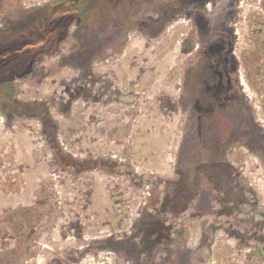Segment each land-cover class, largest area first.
<instances>
[{
    "label": "rangeland",
    "instance_id": "374dc122",
    "mask_svg": "<svg viewBox=\"0 0 264 264\" xmlns=\"http://www.w3.org/2000/svg\"><path fill=\"white\" fill-rule=\"evenodd\" d=\"M62 1L0 0V264H264V0Z\"/></svg>",
    "mask_w": 264,
    "mask_h": 264
},
{
    "label": "trees",
    "instance_id": "16d2710c",
    "mask_svg": "<svg viewBox=\"0 0 264 264\" xmlns=\"http://www.w3.org/2000/svg\"><path fill=\"white\" fill-rule=\"evenodd\" d=\"M106 3H107V1H106ZM102 4H104V2ZM102 4H100V6H102ZM58 5H60V7L62 6L61 7L62 11H70L71 12V10H73L74 7H79L80 8L81 3L79 2V4L76 5L74 0H65V1H62L61 3L59 2ZM83 11H85V8H84ZM45 25H48V24L46 23ZM56 29H59V28H56ZM48 31H50V30H48ZM51 31H53V30H51ZM48 34H50V33H48ZM48 34L46 33V35H48ZM54 35H55V33H54ZM28 37L29 36H27V39L23 41L21 49L17 48V46H12L10 49L9 48L5 49L3 51V53L6 54V53H8V52H10L12 50H14V51L18 50V51L22 52V51H24L26 49V52H28V54H26L25 56H27V55H32L33 52L29 51V49H31V48L32 49H37V50L41 49V48H42V50H48L49 49L48 47H45V49L42 47V45H44V38H42V37H39V38H28ZM46 37L47 36H45V38ZM11 40L14 41L13 37H11ZM45 40H47V39H45ZM11 44L12 43L10 42V45ZM1 63H0V71H1V69H3L2 66L4 65V63H2V64ZM3 92L5 93L6 91H3ZM3 92L0 93V95H5ZM11 102H12V100H11ZM11 102H9V104L7 105L9 107L7 109H9V110H15L16 112H23V113H27L28 112L27 114H32V115L35 114V115H38L39 117H41L43 119L47 115L48 119H50V115H49L48 110H47L45 105L35 104L34 106H29V107L24 106L23 107V104H17L15 102H12V103Z\"/></svg>",
    "mask_w": 264,
    "mask_h": 264
},
{
    "label": "bare ground",
    "instance_id": "6f19581e",
    "mask_svg": "<svg viewBox=\"0 0 264 264\" xmlns=\"http://www.w3.org/2000/svg\"><path fill=\"white\" fill-rule=\"evenodd\" d=\"M206 5V4H205ZM215 4L212 3V1L207 5V8L214 7ZM206 10V9H205Z\"/></svg>",
    "mask_w": 264,
    "mask_h": 264
}]
</instances>
